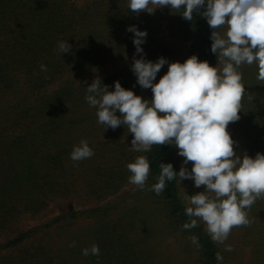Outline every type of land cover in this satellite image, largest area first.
Returning <instances> with one entry per match:
<instances>
[{"label": "trees", "instance_id": "trees-1", "mask_svg": "<svg viewBox=\"0 0 264 264\" xmlns=\"http://www.w3.org/2000/svg\"><path fill=\"white\" fill-rule=\"evenodd\" d=\"M161 19L169 21L173 35L187 42L186 59L197 55L211 65L218 63L211 51L213 30L200 14L187 21L164 7L137 15L130 12L128 0H0V264H171L169 257L164 259L161 250L154 249L159 238L148 245L149 237L157 232L161 237L180 234L199 264H218V252L223 264H232L235 252L225 251L230 234L224 243L214 242L199 218L195 228H183L194 217L186 215L179 177L167 182L159 195L149 190L158 182L160 163L170 162L179 171L174 145H153L150 152L139 153L119 141L89 140L92 133L112 128L94 125L96 109L85 99L87 86L93 82L87 75L112 65L114 71L100 79L101 86L114 90L119 80L129 88L137 77L130 67L134 34L127 29L136 25L147 30L143 54L156 61L164 53L153 56L146 49L152 40V22ZM67 40L72 49L61 55L58 43ZM41 64L47 72L40 70ZM166 67L157 74V82ZM262 82L261 90L255 92V108L244 118L246 153L253 157L264 152ZM81 140H87L94 155L72 161L70 154ZM140 155L149 159L150 173L143 189L135 187L137 203L122 202L119 213L111 215L117 207L114 203L26 224L31 218L48 215L57 205L55 199L70 189L77 169L95 163L86 182L91 192L115 193L129 181L126 165ZM244 211L250 223L236 227L253 239L252 257L264 264V196ZM76 214L94 216L95 226L85 239L72 233L79 218ZM102 215L108 218L99 220ZM157 223H162L161 231L153 229ZM192 236L198 237L199 247L191 242ZM93 244L99 246V255L84 256L82 250Z\"/></svg>", "mask_w": 264, "mask_h": 264}, {"label": "clouds", "instance_id": "clouds-1", "mask_svg": "<svg viewBox=\"0 0 264 264\" xmlns=\"http://www.w3.org/2000/svg\"><path fill=\"white\" fill-rule=\"evenodd\" d=\"M128 7L137 15L153 14L158 8L167 7L187 21H192L194 14L202 15L213 30L211 51L218 63L211 65L197 55L183 62H169L165 57L156 61L145 59L147 30L131 25L127 31L134 34L135 53L130 67L137 77L136 83L151 89V99L125 88L119 80L115 81L114 90H109L107 85L101 86L100 79H95L87 86L86 102L96 109L97 122L106 129L124 125L133 134L131 151L147 153L153 145L166 144L178 149V155L184 158L180 170L176 171L170 162L160 163L158 182L149 190L159 195L167 182L177 177L181 182L193 180L196 188L205 186L203 191L190 195L185 211L194 218L183 228H195L199 218L206 223L211 239L222 244L234 226L250 223L244 209L264 196V152L254 157L238 153L228 130L230 122L240 118L245 94L240 66L255 63L257 79L264 81V0H128ZM221 26H227L225 36L217 31ZM71 49L68 40L58 43L61 55ZM165 64L168 70L156 82ZM40 70L48 69L41 64ZM93 155L87 140H81L70 158L81 161ZM189 162H193L190 171ZM126 167L131 173L129 182L143 189L150 173L149 159L137 156ZM190 239L200 246L198 237ZM225 251L231 252V246ZM99 253L96 244L82 250L84 256ZM223 259L216 253L218 264H223Z\"/></svg>", "mask_w": 264, "mask_h": 264}, {"label": "rangeland", "instance_id": "rangeland-1", "mask_svg": "<svg viewBox=\"0 0 264 264\" xmlns=\"http://www.w3.org/2000/svg\"><path fill=\"white\" fill-rule=\"evenodd\" d=\"M152 23V33L150 34L152 40H150V43L147 46L149 49H146V51L150 50L148 53H151L153 56H156V54L159 53H164V57H167V59L170 60L169 62L185 61L188 52L187 42L173 35V33L170 31L169 21L167 19H161L155 20ZM226 31L227 26H221L219 29L221 36H225ZM134 53L135 52L131 53L132 57H134ZM218 67H222V65ZM166 68L168 69V64ZM113 71V66L107 65L101 71L93 75H87L86 79L88 81H94L95 79L105 78ZM238 71L242 74V84L245 86V94L242 96L241 100V110L239 112L240 118L235 122H230L228 130L235 142L234 147L236 151L240 154H244L246 153V127L244 118L248 116L250 109L255 108L254 101L258 95L255 92L261 90V81L257 79L258 67L255 63L252 65H241ZM128 87L133 89L137 95H141L145 99H151L153 95L150 88L144 89L140 87L136 81L135 83L129 84ZM249 94L251 97H253L252 99H249ZM97 124L99 123H94V125ZM90 126L91 123H88V127ZM132 138L133 134L128 133L124 125L112 130H98L96 133L89 135V140L94 143L100 142L104 139L115 140L117 142L119 141V143L128 144V146L131 145ZM176 150L178 149L176 148ZM177 158L180 170L183 165L184 158L178 155V151ZM192 163L193 162H189L187 165L189 171L191 170ZM94 165L96 164H91L90 162L87 165L88 167L85 169H77L76 173L71 176L70 189L67 190L66 194L60 195L59 198L55 199V204L57 205H53L51 207L48 215L43 216L42 218H31L26 222V224L33 225L43 222V220L58 213L78 211L95 206H108L109 204L114 203L117 207L109 212L108 215H111L117 212L119 213L121 207L123 206L122 202L127 204L130 201L136 202V200H138V196H133L136 185L130 183L129 181H126L124 185L116 190L115 193H108V191L92 193L86 182H89V178L92 177L90 175V168ZM180 188L181 197L184 203L187 205L190 195L203 191L205 186L202 185L200 188H196L194 186L193 180L184 179L182 182L180 181ZM208 195L214 196V193H209ZM140 200L142 201L143 199ZM108 215H102L99 217V220L107 219ZM74 217L79 218L76 219L74 226L72 227V233L74 235H80L82 239H85L90 228L95 226L94 216H89L86 214H80L77 216L76 214ZM200 221L203 222L202 220ZM140 229H143L142 225L140 226ZM153 229L155 231H161L162 223H157ZM237 231L238 228L234 226L229 233L232 236V239L229 240V244L232 248V251L235 252L232 264H261V261L257 260L255 257H252V252L255 248V242L253 239L246 238L239 231ZM158 238V243L155 244L154 247L156 248L154 249L158 252L161 250L162 253L160 252V254L164 259L169 257L171 264H199L196 253L193 250L188 249L186 244L187 240L182 238L180 234H171L167 236L163 235L161 237L159 236V232H157L155 235L149 237L147 240L148 245L152 246L156 242L155 240Z\"/></svg>", "mask_w": 264, "mask_h": 264}]
</instances>
